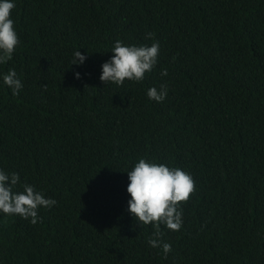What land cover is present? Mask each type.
Listing matches in <instances>:
<instances>
[{"label":"trees","instance_id":"obj_1","mask_svg":"<svg viewBox=\"0 0 264 264\" xmlns=\"http://www.w3.org/2000/svg\"><path fill=\"white\" fill-rule=\"evenodd\" d=\"M12 2L0 169L57 204L35 225L0 212V264H264V0ZM147 33L160 44L153 70L105 85L114 44L151 46ZM162 84L167 98L150 100ZM141 158L195 180L182 228L161 226L167 256L128 211Z\"/></svg>","mask_w":264,"mask_h":264},{"label":"clouds","instance_id":"obj_2","mask_svg":"<svg viewBox=\"0 0 264 264\" xmlns=\"http://www.w3.org/2000/svg\"><path fill=\"white\" fill-rule=\"evenodd\" d=\"M16 7L12 0H0V64L11 59L20 43L10 18ZM154 33H147L146 39L153 40L151 46H126L117 41L112 48V58L102 65L101 81L106 85L112 83L123 86L126 80L140 82L158 63L160 52L159 41L154 40ZM87 59L80 51H75L72 65H83ZM161 75L167 76L164 69ZM80 79V74L76 73ZM5 85L12 89V94L19 95L23 85L17 77L15 69H10L3 76ZM46 88V86H45ZM168 95L167 86L159 89L152 87L147 96L150 100L163 102ZM129 185L127 192L131 196L128 211L139 224L152 225L153 234L147 243L152 248H161L167 256L172 246L163 241L161 226L168 230L179 231L183 226L182 202H187L196 191L193 177L179 167H169L163 163L149 162L141 158L133 169L127 172ZM20 184V176L16 172L6 173L0 169V212L5 215H18L35 225L38 222L40 208L50 209L57 204L55 199L45 198L34 186L24 183L21 191H15Z\"/></svg>","mask_w":264,"mask_h":264}]
</instances>
